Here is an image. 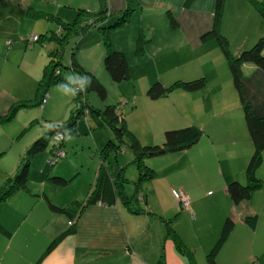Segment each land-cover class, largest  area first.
Segmentation results:
<instances>
[{
    "label": "crops",
    "instance_id": "0c3cea01",
    "mask_svg": "<svg viewBox=\"0 0 264 264\" xmlns=\"http://www.w3.org/2000/svg\"><path fill=\"white\" fill-rule=\"evenodd\" d=\"M94 1L93 6H90L92 3L87 5L89 11L107 8L116 14L127 6V0ZM184 3L185 0L132 1L134 12L130 23L112 35L114 48L126 55L130 66V79L119 84L121 106L118 108L128 128L143 145L161 144L167 129L192 125L203 131L201 139L188 149L146 160L156 173L152 180L141 184L140 195L144 200L139 203L144 212L135 213L136 206L130 209L120 200L113 205H92L81 212L73 228L69 225L71 219L53 211L50 202L65 207L74 200H86L96 183L99 161L92 163L86 174L82 169L62 163L51 172H57L70 182L65 187H58L45 181L50 171L47 172L46 168L51 151L34 157L31 164L42 157L37 162L38 180L32 182L30 175L26 189L17 190L0 204V224L8 231V234L0 232V264H158L160 260L164 264H190L185 252L182 254L177 250L163 222L180 208L178 193L186 194L190 200L182 212V216L188 214L190 221L185 230L179 224L174 226L185 247L193 253L196 264H202L201 257L208 263L207 254L228 216L233 218L234 228L216 256L217 263L247 264L251 254L257 253L259 264H264V184L248 201L239 205L232 202L227 191L233 181L247 183V167L254 147L244 104L249 105L254 117H264V71L251 63L240 65V96L217 41H202V36L213 27L216 0H194L190 8H184ZM28 6L47 13L52 11L63 19L61 12L68 13L62 8L57 11L46 9L37 4V0H5L0 4L2 50H5L4 44H7L6 49L19 47L20 44L15 46L19 41L16 38H24L26 28L33 29V24L25 22L27 18L33 19L26 12ZM169 14L175 20L174 26ZM67 15L73 16L71 13ZM66 20L70 21L69 18ZM109 21L112 17L106 23ZM21 26L24 27L22 30ZM262 27L260 15L248 0H225L220 33L228 39L234 55L252 46ZM142 31L146 44L143 55L137 56L136 40ZM31 34L36 33L32 31ZM81 39L79 44L82 45L96 40L101 58L104 50L97 32L88 33ZM9 41L14 45L9 47ZM11 50L1 52L0 66L19 70L24 66L30 77L27 84L33 86L39 76L38 64L27 62L24 48L25 56L18 59L19 65H13L9 57ZM81 65L97 74L94 65L88 62ZM200 77H205L206 83L196 91L174 89L158 99H151L148 95L155 82L170 86L177 80L192 81ZM5 78L2 68L0 114L6 113L17 99L31 97L33 89L11 91L7 87L10 81ZM102 81L105 85L109 82L108 78ZM52 102L53 99H48L44 112ZM83 130L90 132L88 128ZM68 135L70 137L72 132ZM105 136L107 132L92 135L96 147L102 144ZM0 148V152H4V145ZM20 150L16 156L10 157L7 171L11 168L16 171L23 153ZM118 161L127 166L128 172L131 170L129 179L136 180L137 171L128 168L133 165L132 158L122 162L119 157ZM73 169L74 173L70 172ZM256 176L264 183V151ZM72 185H77V189H69ZM132 185L131 188L125 187L128 195L135 192ZM248 214H257L254 228L245 221ZM69 230L73 232L45 254L50 243ZM258 244L263 247L262 251L256 246Z\"/></svg>",
    "mask_w": 264,
    "mask_h": 264
},
{
    "label": "trees",
    "instance_id": "16d2710c",
    "mask_svg": "<svg viewBox=\"0 0 264 264\" xmlns=\"http://www.w3.org/2000/svg\"><path fill=\"white\" fill-rule=\"evenodd\" d=\"M4 1L5 0H0V4ZM132 1L133 0H127V6L116 14L110 13L107 8H103L96 12L81 10L72 22L59 16L50 15L45 11L33 9L29 6L26 8L27 14L33 19L54 21L56 22L58 29L56 30L57 32H55L51 29L50 25H46L44 30L22 38L24 47L32 48L35 43H41L46 46L47 41H55L59 45V48L56 47L54 50L49 51V60L43 67V73L35 85L34 92H31V97H22L17 99L16 102H13L6 113L0 114V124H5L10 121L19 109H26L32 106H39L43 109L50 97L49 88L52 85L60 87H67L70 85L76 87L74 98L76 107L75 109H71V120L69 122L68 130H72V127H74L81 119L92 118L99 127L107 126L112 133V136L107 133V137L105 136L106 139L96 148L95 153L99 156L97 179L86 200H74L65 207H58L50 202L53 211L65 214L71 219L70 223H72V228L81 212L92 205H113L117 200H120L130 209H133L136 206L137 209L134 210L135 213L144 212L143 205L140 206L139 203L144 200L143 196L140 195L141 184L148 180H152L156 173L146 160L152 157H161L169 153L188 149L195 145L203 136V131L197 126L192 125L180 129H167L161 144L143 145L126 125L123 113L118 108L119 103L107 105L103 109L90 104L88 100L90 91H94L102 101L107 97V89L99 77H97L92 71L83 67L77 61L71 63V72H64V66L60 60V47L63 44L66 45L70 39L75 36H84L92 30H95L100 33L101 40L105 42L106 53L103 62L108 80L115 84H120L130 79V66L128 60L122 51L114 48L112 34L115 30L130 23L131 16L134 12ZM193 1L194 0H185L184 8H190ZM248 1L254 6L263 23L261 34L252 46L243 49L239 55H234L230 49L228 39L220 33V23L225 0H216L213 27L211 31L202 36V41L204 42L207 40L217 41L228 62L234 87L240 96V65L243 63H251L264 71V2L262 0ZM169 15L170 23L174 26L175 20L171 14ZM111 17L113 23L111 21L106 23ZM32 36H37V39L33 41ZM145 44L146 37H144L142 31L136 40L135 54L137 56L143 55ZM80 77L86 78V83H84L83 87L80 83ZM205 83V77H200L192 81L177 80L170 86H164L161 82H155L149 88L148 95L151 99H158L167 95L174 89L196 91L203 88ZM44 99L45 102L43 103ZM244 106L245 119L254 149L247 167V183L241 184L237 181H233L227 187L228 194L235 205L248 201L252 197L254 191L264 184L263 181L256 176V170L262 162V152L264 151V117H254L249 105L244 104ZM61 123L62 122L48 124L43 135H40L35 139L27 147L26 151L22 153L16 172L13 175L0 173L4 180L0 186V204L10 198L17 190L27 188L30 181L31 163L34 157L41 154H49L51 151V155L48 158V162L51 166L57 165L62 158L66 157L67 153L63 149L64 140L66 138V128L63 127L66 121L62 124ZM81 124L82 122L79 125ZM56 147H59V149L61 148L65 152L64 155L58 157L57 160H55ZM126 151H130L133 155L131 164L135 165L137 170V179L134 181L125 176L127 166H122L118 161V153ZM112 155L115 156L117 163L116 166H113L110 161ZM111 165L113 171L109 169ZM113 167L118 169L117 172H114ZM51 171L52 169H50L45 177L46 182L58 187H65L69 184V179L63 177L57 172L52 173ZM130 183L135 186V192L132 195H128L125 192V186ZM180 207L185 208L181 204ZM176 217L175 214L163 221L167 234L173 239L177 250L182 254L185 252L186 257L191 261L190 264H196L193 253L185 247L174 227H171V223L174 220L173 218ZM245 221L251 228H254L257 223V214L246 215ZM233 228V218L231 216L226 217L218 239L207 254V261L209 264H218L216 256L229 238ZM0 232L8 234V231L2 226V224H0ZM71 232H73V230L65 232L51 242L45 251V254L49 253L68 233ZM158 264H164V262L160 260Z\"/></svg>",
    "mask_w": 264,
    "mask_h": 264
},
{
    "label": "rangeland",
    "instance_id": "374dc122",
    "mask_svg": "<svg viewBox=\"0 0 264 264\" xmlns=\"http://www.w3.org/2000/svg\"><path fill=\"white\" fill-rule=\"evenodd\" d=\"M92 2H95V1L94 0H37V4H40L42 7L46 9H54V11H57V10H60V8H62L63 11L73 14L72 18H70L67 15L68 13L61 12L62 15H64L63 17L65 18V20L69 18L71 22L75 19L77 14L81 12V10L89 11L86 7ZM93 4L94 3H92V5L90 6H93ZM49 14L53 16L57 15L56 13L52 11L51 13L49 12ZM25 22H29L28 24H33L32 25L33 29L29 30V28H26L25 29L26 36H23V37H27L31 35L32 31L34 33H38L39 31L44 30L46 25L48 26L50 25L51 29L54 30L55 32H57L56 30L58 29L56 22L48 21L46 19L33 20L31 18H27ZM23 28L24 27L21 26V30ZM96 32L97 31H92L89 34H95ZM97 34L99 35L100 33L97 32ZM82 37L83 36L81 35L75 36L72 39H70V41L66 45L63 44L64 46L62 45L60 47L59 49V53L61 55L60 60L62 62V65L64 66V69H63L64 72L65 73L71 72L70 65L72 62L77 61L79 64L81 63L85 64L88 62L89 65H94L96 67V72H97V74H95L96 76L100 75L99 78L101 80L107 78V75L104 69V62H103L105 53H106L105 42L103 40H101L102 42H100L102 49L104 50V54H102L100 58V51L97 49L98 44L95 45L96 40L92 39L90 41V44L82 45V44H79L82 40L81 39ZM10 39H13V38H10ZM16 39H17L16 41L18 40L19 41L16 42L15 46H17L18 44L20 45L19 47L17 46L13 50H11V48L6 49L7 44L6 45L4 44L5 50H11L10 51L11 55L9 57L12 58L13 65L15 64L19 65L18 59L20 58L22 59L23 56H25L23 53V50L25 47H24V43L22 42V38L18 36ZM7 43H8V46L9 44L10 46L14 45L12 41H9ZM46 44H47L46 45L47 47L43 46L41 43H35L33 49H36L37 51H34L31 47L25 48V50H27L25 51L26 53L25 58L27 59L28 63L34 61V63L38 64L39 68H37L36 71L39 73V76H41V74L43 73V67L45 63L48 62L49 60L48 59L49 51L54 50L56 47L59 48V45L55 41H47ZM5 50H2V48H0V53L5 52ZM73 53H74V56H73ZM1 56H2V53L0 54V57ZM72 57H73V60H72ZM34 67L35 66L33 65V69H35ZM149 67H151V65ZM2 68L4 70V77H6L5 79L10 81L7 87L11 91L16 92L19 89L28 90V88L30 89L31 87H33L32 93L34 92V88H35V85L37 84V81L39 80V76L36 82H34L32 86V83L27 84V81H28L27 79H29L30 77H28L29 74L25 72L24 66L21 67L22 68L21 70H19V68H9L7 65H4V66H0V71ZM102 83L104 84V82ZM104 86L107 89V97L104 99V101L100 100V98L94 91L89 92L88 100L90 104L98 106L100 109L105 108V106L107 105L120 103L119 101L120 99V87L119 86L120 85L115 84L112 81H109L108 84L106 85L104 84ZM66 89L68 90L67 92H65ZM75 92H76L75 86L68 85L67 87H60V86L52 85L49 88V94H50L49 101L53 99V102L51 103V105L45 112L39 106H32L26 109H19L15 113V115L12 117V119L4 124V127H0L2 128L0 129V147L2 145H4L5 147L4 152H0L1 153V156H0V173L1 174H5V172L7 171L8 164L10 163V157L12 155L16 156V152H18L20 149H21L20 150L21 153L25 152L27 147L35 139H37L40 135H43V133L46 131V127L48 126V124L50 123L56 124L59 122L64 123V121H66L63 127V128H66L65 129L66 138L64 140L63 149L66 151L67 155L66 157L62 158L57 165L52 166L51 169L53 170L59 167V165H61L62 163H66V164L75 166L76 169L78 168L80 169V171L82 169L84 174H86L87 171L91 168V164L94 163L95 161H99V156L97 155V153H95L97 147L95 146L92 135L93 134H96V135L106 134L107 132L108 134H111L112 136V133L107 126L99 127V125L92 118L81 119L80 121L76 123L74 127H72L73 129L71 128L72 130H68L69 122L71 120L70 119L71 111H72L71 109L73 108L75 109L76 107V103L74 101ZM81 122L82 124L79 125ZM84 128H88L90 132L83 130ZM90 128L92 129L90 130ZM70 132H72V135L69 137L68 134ZM59 153H61V150L59 151ZM118 156L120 157V161L127 162L131 160L133 155L130 151H126L123 153L122 152L118 153ZM41 158L42 157H40L38 161L41 160ZM38 161L36 159V161H34V163L32 164L30 168V175L32 177L31 178L32 182H36L40 174L38 173L39 168L37 167ZM110 161L113 166L114 165L116 166L117 163H116L114 155L111 156ZM48 165L49 166H47L46 171L50 170L49 162H48ZM112 165L109 167L111 171H113L111 168ZM113 168L116 169V167H113ZM128 168H133V172L137 171L135 165H130ZM74 170L75 169H73L70 172L74 173ZM15 172H16L15 168L14 169L11 168V170L7 171L6 173L8 175H13ZM130 173H131L130 169H129V172L126 170L125 176L129 178ZM3 182H4L3 177L0 175V186L2 185ZM72 186H75V187H72ZM72 186H70L69 189L71 188L77 189V185H72ZM132 186L133 185L130 183L126 185L125 187L131 188ZM178 206H179V203H178ZM187 206H184V207H187ZM185 209L186 208L181 209V207L178 208L177 210L178 216L176 218H173L174 220L171 223V227H174V229L176 228L174 226L175 224H179V226L183 227L184 230L188 228L189 221H190L188 220V218L190 217L188 216V214L187 216H184V215H183L184 217L182 216V212ZM177 212H174L172 216H174ZM1 216H3V219L5 218L4 211H2ZM252 242H253V238L251 237L250 242H249L250 247L252 246ZM256 246L259 247L260 245L258 244ZM263 247L260 246L259 251H262ZM199 253L202 254V251L199 250ZM256 254L257 253L251 254L252 256L250 258V262H248L247 264H259L258 257L255 256ZM260 257L262 256L259 255V258ZM201 261H202L201 262L202 264H208L206 260L202 257H201Z\"/></svg>",
    "mask_w": 264,
    "mask_h": 264
},
{
    "label": "built area",
    "instance_id": "2783aa9c",
    "mask_svg": "<svg viewBox=\"0 0 264 264\" xmlns=\"http://www.w3.org/2000/svg\"><path fill=\"white\" fill-rule=\"evenodd\" d=\"M37 39V36H32V40L35 41ZM45 102V99L43 100V103ZM63 152L61 151V153L57 152V156H60L62 155ZM176 197L179 199L180 201V204L183 205V206H187L188 203H189V198L186 194H183V193H178L176 194ZM70 225L72 223H69Z\"/></svg>",
    "mask_w": 264,
    "mask_h": 264
},
{
    "label": "clouds",
    "instance_id": "9594fccd",
    "mask_svg": "<svg viewBox=\"0 0 264 264\" xmlns=\"http://www.w3.org/2000/svg\"><path fill=\"white\" fill-rule=\"evenodd\" d=\"M79 79H80V83H81V85H82V87H83L84 83H86V78H85V77H80ZM67 91H68V90L66 89L65 92H67ZM60 150L63 152V154L60 155V156H57V152H59ZM64 153H65V152H64L61 148L59 149V147H56V151H55V160H57L58 157H62V156L64 155ZM69 223H70V222H69ZM69 225H70V224H69ZM71 225H72V224H71ZM71 225H70V226H71Z\"/></svg>",
    "mask_w": 264,
    "mask_h": 264
},
{
    "label": "bare ground",
    "instance_id": "6f19581e",
    "mask_svg": "<svg viewBox=\"0 0 264 264\" xmlns=\"http://www.w3.org/2000/svg\"><path fill=\"white\" fill-rule=\"evenodd\" d=\"M54 156V155H53Z\"/></svg>",
    "mask_w": 264,
    "mask_h": 264
}]
</instances>
